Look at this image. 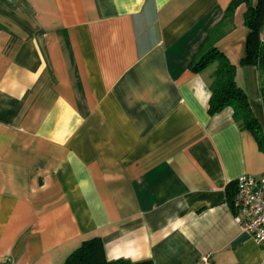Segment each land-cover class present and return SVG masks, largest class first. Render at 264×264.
<instances>
[{"label":"crops","instance_id":"0c3cea01","mask_svg":"<svg viewBox=\"0 0 264 264\" xmlns=\"http://www.w3.org/2000/svg\"><path fill=\"white\" fill-rule=\"evenodd\" d=\"M229 1L0 0V264H62L93 237L108 259L264 264L230 202L264 150L208 112L215 63L192 68L222 52L264 129Z\"/></svg>","mask_w":264,"mask_h":264},{"label":"trees","instance_id":"16d2710c","mask_svg":"<svg viewBox=\"0 0 264 264\" xmlns=\"http://www.w3.org/2000/svg\"><path fill=\"white\" fill-rule=\"evenodd\" d=\"M246 4L244 24L249 29L245 55L240 60V65L251 64L256 66L259 75V89L262 103H264V40L260 37L261 27L264 26V0H257L252 5L251 0H230L225 13L232 14L240 4ZM215 63L211 74L210 96L208 99V112L215 114L224 108L232 109L233 119L240 128L249 130L256 139L259 147L264 150V129L250 108L248 95L235 79L236 65L220 51L211 49L193 61L195 71L202 70L210 63ZM234 186L229 183L227 187ZM232 202V199H230ZM62 264H154L151 259L133 261L127 258L108 259L104 252L101 238L93 237L82 241L64 259Z\"/></svg>","mask_w":264,"mask_h":264},{"label":"built area","instance_id":"2783aa9c","mask_svg":"<svg viewBox=\"0 0 264 264\" xmlns=\"http://www.w3.org/2000/svg\"><path fill=\"white\" fill-rule=\"evenodd\" d=\"M232 204L234 217L246 234L264 247V174L240 175L235 181ZM202 261L210 264L209 255H204Z\"/></svg>","mask_w":264,"mask_h":264}]
</instances>
